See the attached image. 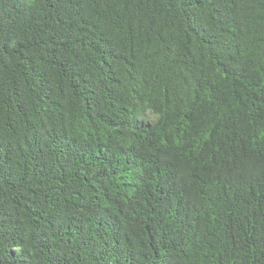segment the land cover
<instances>
[{
    "label": "trees",
    "instance_id": "16d2710c",
    "mask_svg": "<svg viewBox=\"0 0 264 264\" xmlns=\"http://www.w3.org/2000/svg\"><path fill=\"white\" fill-rule=\"evenodd\" d=\"M0 264H264V0H0Z\"/></svg>",
    "mask_w": 264,
    "mask_h": 264
}]
</instances>
